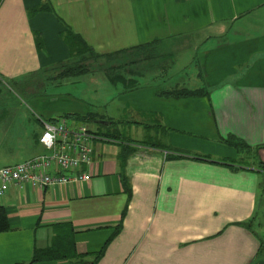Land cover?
Here are the masks:
<instances>
[{"label": "crops", "instance_id": "crops-1", "mask_svg": "<svg viewBox=\"0 0 264 264\" xmlns=\"http://www.w3.org/2000/svg\"><path fill=\"white\" fill-rule=\"evenodd\" d=\"M67 30L100 59L146 49L167 66L189 59L192 79L118 92L122 113L159 130L161 145L95 138L89 180L10 186L0 264H264V0H0V167L46 153L42 121L91 113L85 103L58 108L56 90L1 98L13 94L7 79L32 91L25 76L61 74L75 59ZM179 88L202 94L167 95ZM102 117L101 131L117 135L119 118ZM58 223L71 225L78 257L32 260Z\"/></svg>", "mask_w": 264, "mask_h": 264}, {"label": "rangeland", "instance_id": "rangeland-1", "mask_svg": "<svg viewBox=\"0 0 264 264\" xmlns=\"http://www.w3.org/2000/svg\"><path fill=\"white\" fill-rule=\"evenodd\" d=\"M151 55V51L146 49L145 52L141 50V53L134 52L131 55L122 56L121 60L92 58L88 61V73L81 76L60 77L58 70L55 69L40 71L38 74L25 76L20 80V82L25 83V86L30 84L28 86L32 91L22 90L15 82L7 79L5 89L13 94H10V97L6 96L7 98L5 96L1 98L13 100V95H15V99L30 102L38 97L46 99L45 97H48L52 90H56L58 93V101L56 102L58 108L65 107L70 103H76L77 105H80L78 103H85L88 106V112L97 116H117L120 122L117 124L116 137L119 140L140 139L150 144L161 145L162 135L159 130L153 132L150 128L135 126L130 122L131 118L127 112L128 110L122 113L121 109L118 108V106L120 107L117 100L118 92L130 79V85L134 82L138 84L160 82L165 88L176 84L188 86L189 81L192 79V70L187 66L189 59H173L172 62L169 61L167 66L166 62L168 60L161 59L159 53H155L152 58ZM68 60L71 61L72 59ZM109 75L112 77L118 75L124 78L125 81L115 76L117 81L111 83L108 80ZM51 101L48 98L45 102L46 105L48 106ZM56 118V121L66 122L68 126L77 127L85 124L94 131L99 132L102 128L98 122H105V120L84 121L69 118L66 115H57ZM103 132H108V130L104 129ZM255 229L259 230L257 225H255Z\"/></svg>", "mask_w": 264, "mask_h": 264}, {"label": "built area", "instance_id": "built-area-1", "mask_svg": "<svg viewBox=\"0 0 264 264\" xmlns=\"http://www.w3.org/2000/svg\"><path fill=\"white\" fill-rule=\"evenodd\" d=\"M38 138L46 153L22 162L0 167V197L12 185L28 184L43 189L89 180L91 173L83 168L92 165V140L102 138L85 126H68L63 121H42Z\"/></svg>", "mask_w": 264, "mask_h": 264}, {"label": "trees", "instance_id": "trees-1", "mask_svg": "<svg viewBox=\"0 0 264 264\" xmlns=\"http://www.w3.org/2000/svg\"><path fill=\"white\" fill-rule=\"evenodd\" d=\"M63 38L69 48L70 56L75 57V59H73L70 62L62 63L59 65V67L62 68V72L60 74L61 76H75L85 73L89 70L88 61L91 60L92 58L93 59L100 58V55L94 53L92 49L89 48L77 34H74L71 31L67 30L64 33ZM143 48L145 47H142L140 49ZM113 56L114 54L103 55L105 59L113 58ZM115 76L118 75H114L113 77L109 75L108 80L111 81L112 83L116 82L117 79L115 78ZM120 78L123 79V81H125L124 78L122 77ZM130 81L131 79L128 80L126 84L130 83ZM201 94L202 91L200 89L196 90V89H188V88L174 89L172 91H168L167 93L168 96H172V97L200 96ZM78 118L84 121H92V120L101 121V119H103L102 116H97L96 114L93 113H88L86 115L79 116ZM111 124H113V122H111ZM95 133L99 136H103L105 138H110V139H113L114 136L116 137V135L111 132L95 131ZM124 145H126L127 147V148L124 147V149L127 150V154L132 152L134 147L129 146V144L127 143H124ZM7 227H8V223H7L6 213L3 207L0 206V231L7 229ZM56 228H57L56 236L54 237L52 243L44 248L35 249L32 256V260L47 261V260H55L61 258L70 259V258L78 257V254L75 251V242L73 236L71 235V225L68 223H58L56 225Z\"/></svg>", "mask_w": 264, "mask_h": 264}]
</instances>
